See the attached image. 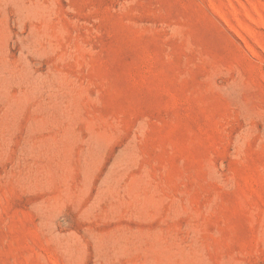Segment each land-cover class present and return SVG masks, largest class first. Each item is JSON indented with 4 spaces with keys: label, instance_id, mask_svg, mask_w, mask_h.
Returning a JSON list of instances; mask_svg holds the SVG:
<instances>
[{
    "label": "rangeland",
    "instance_id": "rangeland-1",
    "mask_svg": "<svg viewBox=\"0 0 264 264\" xmlns=\"http://www.w3.org/2000/svg\"><path fill=\"white\" fill-rule=\"evenodd\" d=\"M0 264H264V0H0Z\"/></svg>",
    "mask_w": 264,
    "mask_h": 264
}]
</instances>
